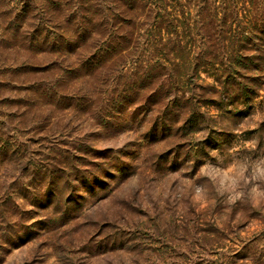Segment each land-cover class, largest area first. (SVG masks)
Wrapping results in <instances>:
<instances>
[{"label":"rangeland","instance_id":"374dc122","mask_svg":"<svg viewBox=\"0 0 264 264\" xmlns=\"http://www.w3.org/2000/svg\"><path fill=\"white\" fill-rule=\"evenodd\" d=\"M158 2L0 0V264H264V202L202 208L175 175L264 155V78L163 129L169 71L137 78L184 7Z\"/></svg>","mask_w":264,"mask_h":264},{"label":"trees","instance_id":"16d2710c","mask_svg":"<svg viewBox=\"0 0 264 264\" xmlns=\"http://www.w3.org/2000/svg\"><path fill=\"white\" fill-rule=\"evenodd\" d=\"M153 1H159L158 6L165 10V0ZM177 1L183 4L184 11L171 17L172 21L164 19L158 8L153 25V46L160 48V55L157 62L150 64V69L137 78L140 83L135 80L140 85L138 90H142L144 85H153L169 71L170 89L175 90L177 96L166 104L168 118L161 124L163 129H169V118H174L172 123L181 116H187L185 124L197 122L195 111L211 106L212 96L217 97L218 103H224L231 97L228 89L230 95L234 94L235 87H241V91L248 94L245 82L254 89L255 81L264 78L262 3L257 5L250 0ZM134 10L131 3L126 2L121 14L127 16ZM201 73L211 74L214 83L201 81Z\"/></svg>","mask_w":264,"mask_h":264},{"label":"clouds","instance_id":"9594fccd","mask_svg":"<svg viewBox=\"0 0 264 264\" xmlns=\"http://www.w3.org/2000/svg\"><path fill=\"white\" fill-rule=\"evenodd\" d=\"M229 151L234 154L237 149L233 148ZM212 155L215 156L216 153L213 152ZM175 175L182 182L187 183L192 202L202 208L208 204L209 186L217 195L226 198L229 204L243 199H247L253 205L264 202V155L255 159L233 155L232 161L224 167L206 161L197 172V178L203 177L207 182L205 184L182 178L179 173ZM48 264H55V258H51Z\"/></svg>","mask_w":264,"mask_h":264}]
</instances>
